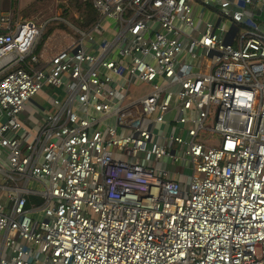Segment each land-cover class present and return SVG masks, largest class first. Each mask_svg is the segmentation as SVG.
<instances>
[{"label":"built area","instance_id":"built-area-1","mask_svg":"<svg viewBox=\"0 0 264 264\" xmlns=\"http://www.w3.org/2000/svg\"><path fill=\"white\" fill-rule=\"evenodd\" d=\"M92 2L0 11V264H264V0Z\"/></svg>","mask_w":264,"mask_h":264},{"label":"rangeland","instance_id":"rangeland-1","mask_svg":"<svg viewBox=\"0 0 264 264\" xmlns=\"http://www.w3.org/2000/svg\"><path fill=\"white\" fill-rule=\"evenodd\" d=\"M80 2H83V0H21L20 6L22 7V15L24 17L39 21L45 26L42 36L46 35V37L42 44V48L47 44V48H49L50 51L56 52L70 42L71 37L69 36L73 34V26L80 28L75 22V19H80L82 21L81 14L77 8ZM9 7L10 0H0V11H6ZM66 9L68 12L67 14L65 13ZM210 17V11H207L205 13V18L209 19ZM214 19L215 15L213 16V20ZM143 89L146 88L134 86L129 98L134 99V97L139 96ZM45 90L50 93L54 91L50 86H46ZM44 93L45 91H41V93L35 96L33 101L28 105L29 111L26 112L27 117L32 114L35 116L38 115L39 110L37 104L44 103L46 98ZM166 160H169V158L167 157ZM176 168L182 169L183 166L177 165ZM3 182L4 179L0 173V183ZM0 196L4 195L0 193Z\"/></svg>","mask_w":264,"mask_h":264},{"label":"trees","instance_id":"trees-1","mask_svg":"<svg viewBox=\"0 0 264 264\" xmlns=\"http://www.w3.org/2000/svg\"><path fill=\"white\" fill-rule=\"evenodd\" d=\"M92 1L93 0H83V2H80L77 5L78 11L81 14L82 21L80 19H75V22L82 30L90 28L98 20V13L95 11ZM65 13H68L67 9L65 10ZM45 37L46 35H43L41 37L42 40L36 50L37 53H39V51L42 49V44L44 43ZM28 201L29 207L33 205H40L43 203V200L36 196H30Z\"/></svg>","mask_w":264,"mask_h":264},{"label":"crops","instance_id":"crops-1","mask_svg":"<svg viewBox=\"0 0 264 264\" xmlns=\"http://www.w3.org/2000/svg\"><path fill=\"white\" fill-rule=\"evenodd\" d=\"M20 2H21V0H14L12 3L10 2V7L8 9L15 7V9H19L21 14H22V7L20 6ZM46 47H47V44H45L44 47L40 51L45 50ZM48 52H49L48 54L53 53L49 49H48ZM42 104L44 105L45 103H42ZM45 105H47V104H45Z\"/></svg>","mask_w":264,"mask_h":264}]
</instances>
